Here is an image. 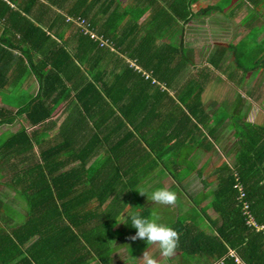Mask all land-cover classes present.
Returning a JSON list of instances; mask_svg holds the SVG:
<instances>
[{
	"label": "crops",
	"instance_id": "obj_1",
	"mask_svg": "<svg viewBox=\"0 0 264 264\" xmlns=\"http://www.w3.org/2000/svg\"><path fill=\"white\" fill-rule=\"evenodd\" d=\"M55 1L36 0L33 5L32 0H19L28 9L22 12V19L7 16L9 27L0 22L1 112L5 109L4 114L8 115L37 93L55 88L44 99L45 105L52 106L60 88L68 91L42 124L18 118L13 122L0 121V174L10 175L6 177L9 184L5 177H0V201L5 207L9 203V207L18 206L22 211L15 214V219L9 218L10 213L2 215L0 211V220L15 227L22 224L27 214L24 207L38 190L31 188L33 179L38 177V182L45 184L42 190L47 198L59 194L57 188H71L72 194L83 193L93 186L103 190L90 194L86 204L94 210L90 222H99L104 227L103 230L99 227L103 239L119 241L127 227L133 236L136 230L123 223H118V231L107 227L113 222L108 219L116 212L119 222L133 210L149 215L151 208L145 206L155 203L137 190L150 192L156 187H176L177 192L175 203L166 205L168 219L162 223L171 227L181 225L178 220L182 212L184 225L204 218L205 228H202L208 230L210 221L206 214L213 220L219 218L210 204L211 198L219 187L218 182L226 176V168H230L219 164L220 154H226L230 147L222 136L229 131L234 141H238L231 114L241 112L244 119L264 126V68L257 67L244 76L235 63L238 59L251 66L257 61L264 64V0H184V3L190 1L189 11L182 13V17L173 14L182 0H167V4H172L170 10L162 9L163 0H157L158 5L152 7L156 16L150 18L145 14L137 23L131 19L130 12L125 13L132 0H115L113 8L118 3L121 10L117 17H111L112 0L107 8V0L94 5L88 0L85 3L88 8H82L88 18L70 14L73 7L80 5V0ZM25 18L36 24L37 29ZM96 32L112 38L114 50ZM92 37L96 40H91ZM172 49L183 60H170L174 64L180 62L174 70L164 72L170 82L162 80L164 76L160 73L154 75V84L153 80L139 84L142 74L135 68L138 61L148 56L145 64L149 70H158L159 59ZM39 73L46 76L43 90ZM232 75L237 76L231 78ZM241 77L243 80L238 82ZM200 83L203 90L198 100L194 90ZM141 101L155 105L154 111L141 109ZM68 107L71 110L63 112ZM186 109L199 111L196 114L199 121L194 117L192 121L184 120L182 113ZM61 120L66 121L65 125ZM21 126L26 127V135L20 143L16 141L10 146ZM26 140H31L30 146L23 144ZM15 145L23 158L18 168L10 164L14 154L7 155ZM232 148L236 150L235 146ZM111 149L116 152L108 158ZM235 157L236 154L232 159ZM94 160L108 172L98 185L85 178L92 171L90 176L98 172ZM179 160L181 164L175 162ZM166 163L174 166V174L164 166ZM132 164L149 167L136 170L134 184L128 183ZM183 165H190V170L183 172L179 168ZM149 170L155 175L148 179L139 177L141 171ZM198 182L201 188L197 187ZM99 195L109 198L106 202L97 201ZM103 246L110 259L106 258L108 264L129 261L122 241L113 244L106 240ZM157 253L164 257L160 249ZM180 256V251L175 250L168 257L169 263L176 264V257ZM96 259L94 255L86 262L102 263ZM235 262L245 264L240 258Z\"/></svg>",
	"mask_w": 264,
	"mask_h": 264
},
{
	"label": "trees",
	"instance_id": "obj_2",
	"mask_svg": "<svg viewBox=\"0 0 264 264\" xmlns=\"http://www.w3.org/2000/svg\"><path fill=\"white\" fill-rule=\"evenodd\" d=\"M87 1L88 0H80V5H78L77 8L73 7L71 9L73 12L70 11V14L81 18H88L87 13L82 9L88 8L85 5ZM98 1L101 0H90V3L94 5L98 4L96 3ZM156 1L157 0H132V4L127 6L125 13L130 12L132 15L131 19L136 21V23L145 14L150 18L154 17L156 14L154 15L155 11L152 7L158 5ZM183 1L184 0L176 7L178 11H172L174 12L173 14L178 17H182V13H188L189 11L190 1L185 3ZM35 2L36 0H32L33 5H35ZM51 2L56 3L55 0H51ZM108 2L109 0L106 2V8ZM110 3L111 6L109 9H112L115 0H112ZM169 6L171 8L172 4H167V0H163L162 9L169 8ZM25 8L26 7L22 3H19V0H0V22L9 27L7 24V16L22 19V12L26 13L28 10ZM112 10L111 17H117L118 11H121L118 10V3ZM148 10L151 11L148 13ZM26 20L29 25L37 29L38 26L36 24L28 19ZM147 21H149V19ZM97 34L107 39V41L111 43L109 47L114 50L112 38L109 39L99 33ZM92 36L94 35L92 34ZM90 39L96 40V37ZM100 43L107 46V43L102 40ZM149 46L147 50L150 49ZM172 51L174 50L172 49L171 52L159 59L161 67L155 71H150L149 67L145 64L149 58L148 56L144 61H138L139 66L135 68L139 71V75L142 74L140 77L142 83L139 84L144 85L152 79L153 81H151V83L154 84L156 82L154 75L158 76L161 73V77H163L164 72L169 73L174 70L176 66L180 65V62L175 64L170 62L171 59L173 61L178 59L179 61L183 60L179 54H176L177 52L175 53ZM235 63L236 66L239 67L238 70H240L244 76L257 67L264 68V64H261L259 61L254 63V66L249 64L246 65L238 59ZM164 67L166 70H164ZM236 76L237 75H232L231 78ZM45 78L46 76L44 74L39 73L38 79L41 90L44 89L43 83ZM241 78L238 82L243 80V78ZM162 80H166L167 83L170 82L168 76H164ZM54 90L55 88L53 91ZM59 90L60 92L55 95L57 97L54 99L55 101L52 106L45 105L44 103V99L49 98L53 92L46 89L41 94L37 93L35 97L31 98L20 109L8 112V115L4 114L5 109L3 112H1L0 109V115L4 114L3 119L1 118L0 121L6 122V120H9L13 122L18 118L20 120L30 121L32 124H42L47 118H50L55 105L62 99V96L68 94V91L64 92L62 88ZM202 90L203 85L201 83L194 90L198 100H200ZM58 95H61V98ZM87 96L88 94H85V98H87ZM155 107V105L150 106L148 102L145 103L141 101V109L143 110L149 109V111L153 112ZM70 110V107L64 108L63 112L68 113ZM198 112L197 110L191 109V111H189L186 109L185 114L183 111L182 117L186 121H192V117L199 121L196 116ZM59 116L60 114L57 119ZM231 117L234 121L233 124H235L238 130V132H235L238 139V141L235 142V162H232L230 166L228 165L230 168H226V176L218 182L219 187L214 192L210 202L213 209L218 213L219 218L213 220L206 214L210 222L207 225L208 230H205L204 218L197 223L189 219L192 223L184 225L182 222H184L185 213L183 214L180 212L178 223L181 225L172 224V228L178 233V245L175 250L180 251L181 254L179 259L175 260L176 264H193V260L201 262V264H207L208 261L212 263L220 260L221 262L217 264H239L235 262V256L239 257L245 264H264V232H256L247 223L250 219H254L257 223L264 224V126H258L244 119L241 112L238 114L233 113ZM61 121L62 124L65 125L66 121ZM25 135L26 127L21 126L20 131L14 134L16 138L14 137L13 142L11 141L12 143L9 145L13 146L16 144V141L20 143L22 140L21 137ZM26 143L30 146L31 140L23 141L24 145H26ZM115 152L114 149H111L107 157L109 158ZM13 154L14 159L10 164L12 167L18 168L21 162H23V158L22 152H20L16 145L12 147L11 153H7V155ZM175 162L181 164L182 161L179 160ZM93 165L96 166L98 172L90 176L92 171L89 175L85 176V178L98 185V182H102L103 179L108 176V172L103 168H99L100 164L98 161L94 160ZM136 168L135 164H132L130 170H135ZM179 168L183 172L189 171L190 165H183ZM115 171L119 173L116 168ZM9 176L10 175L7 173H5V176L0 174V177H5L6 184H9L6 178ZM13 177L14 175L11 174L10 178L13 179ZM134 177H137L136 173H132L128 183L131 181V184H134L136 182ZM33 180L34 184L31 185V188L38 187V190L32 193V199L28 202V206L24 207L27 214L22 224L16 227L12 225L5 226L2 225L3 220H0V264H81V262L82 264H87L86 260L94 255L98 263L102 262L101 264H108L110 259L106 257V250H104L103 246L104 242L108 239L101 238L102 234L99 233L104 227L99 222H96V224L95 222H90L89 216H93L94 210L91 209L92 207L86 206V204H89L87 197L90 194H97L99 191L102 192L103 190H97L95 186H93L90 187V190L82 191L83 193L77 192L76 194H72L71 188H66V190L57 188L55 190L56 193L60 191L59 194L55 193L56 195L47 198L46 191L42 190L45 184H40L38 182V177ZM239 186L243 188L244 192V196H242L241 199H237L240 195ZM106 194L107 192L105 191L104 195ZM108 198L107 196L99 195L97 201L106 202ZM195 203L198 204V200ZM3 204L4 203L0 201V208L3 207ZM210 204H207V206ZM207 206L203 209L204 213H206L205 210ZM115 213L108 219V222L112 219L113 222H109L110 225L107 227H111L118 231L120 227L118 223H114L116 219ZM148 213L150 215L153 212L149 210ZM61 218L62 221L63 218H65L66 222L63 223ZM203 226L204 228H202ZM209 232L215 233L211 234ZM80 233L83 234L82 237H80ZM230 250H233L236 255L231 254ZM157 256L160 255L158 254ZM190 261H193V263Z\"/></svg>",
	"mask_w": 264,
	"mask_h": 264
},
{
	"label": "clouds",
	"instance_id": "obj_3",
	"mask_svg": "<svg viewBox=\"0 0 264 264\" xmlns=\"http://www.w3.org/2000/svg\"><path fill=\"white\" fill-rule=\"evenodd\" d=\"M101 40L102 39H100V41ZM137 191L142 195H146L147 200L155 204L170 205L176 201L175 192L166 187H156L150 192L143 189ZM237 199L239 198L237 197ZM251 220L254 222V224L249 225L256 232H264V224L257 223L254 219ZM115 221L117 223L128 225L136 230L135 234L132 236L133 240L139 238L145 240L147 244H158L161 254L165 257L171 256L178 245V233L176 230L167 224L159 222L155 213L144 215L140 211L133 210L128 212L126 215H123L119 222L117 219H115ZM230 252L231 254H235L233 250ZM136 259V257L131 255L129 261H126V264H136ZM142 259L143 264H158L157 260L154 257L148 255L145 251L142 255ZM235 260L239 261V258L235 256Z\"/></svg>",
	"mask_w": 264,
	"mask_h": 264
},
{
	"label": "rangeland",
	"instance_id": "obj_4",
	"mask_svg": "<svg viewBox=\"0 0 264 264\" xmlns=\"http://www.w3.org/2000/svg\"><path fill=\"white\" fill-rule=\"evenodd\" d=\"M218 16L220 18L224 17V15H218ZM263 83H262V85H263ZM229 111H232V110L229 109ZM228 122H229V120L226 121V124ZM222 137H223V140L226 138L225 144L227 145V147H229V146L230 147L226 150L227 151L226 154H220L221 159H219V164L221 166H228L231 163V165H232V162L233 163L235 162V159H232L233 155L236 154V150L232 148L235 146V141H234V139H233V137L229 131L224 132ZM227 161H229L230 163L228 164ZM164 166H167L173 172V174L175 173L174 166L172 164L166 163ZM155 167H156V165L153 166V168H155ZM137 168H140V169L148 168L149 169V167H147V166H143V167L141 166V167H137ZM137 168L135 170H132V173H135ZM141 173H142V176H139V177H142L145 179H148V178L152 177L153 175H155V173L151 172L150 170L147 171L146 173H143L141 171ZM196 185H197V187L199 186V188H201V184L199 182L196 183ZM211 185H213V183H211ZM170 190L174 191L176 194V197H177L176 187H172ZM7 206L8 207L3 206L2 208H0L2 215H3V213L4 214L10 213L9 218L15 219L17 217V215H15V214H18V212L22 213L20 207H18V206L9 207V203ZM145 207H150L152 212L155 213L156 217L160 220L161 223L163 221H165L166 219H168L167 218L168 207L166 205H160V204L152 205V204H150V205L145 206ZM19 218H20V216H19ZM118 218L119 217H117V219ZM201 220L202 219H200L199 222ZM2 225L8 226L9 223L2 221ZM119 227H120V225H119ZM108 240L112 241L113 244H117V243H120L122 241V243H124V246H125L124 248L127 251L128 258H130L131 255L137 258L136 264H143L142 255H143L144 251L147 252L148 255L154 257L157 260L158 264H160V263L161 264H170L169 262H171L170 260H168V257H170V256H168V257L164 256L162 258L160 255L159 257H156L158 255L157 251L159 249L158 244H156V243L147 244L145 240H142L139 238L133 240L132 236L129 234L128 227H127L126 233L121 234V238L119 239V241H117V238L108 239ZM159 259H161V260H159ZM176 260H177V257H176ZM193 261L195 264H201V262H197L195 260H193ZM193 261H190V262L193 263ZM217 262H219V261H216L213 263L208 261L207 264H217Z\"/></svg>",
	"mask_w": 264,
	"mask_h": 264
},
{
	"label": "built area",
	"instance_id": "obj_5",
	"mask_svg": "<svg viewBox=\"0 0 264 264\" xmlns=\"http://www.w3.org/2000/svg\"><path fill=\"white\" fill-rule=\"evenodd\" d=\"M103 42H105L104 40H102ZM106 43V42H105ZM238 189L240 190V195L238 196V198L241 199L242 196H244V192H243V188L241 186L238 187ZM248 224H254V222L250 219L249 222H247Z\"/></svg>",
	"mask_w": 264,
	"mask_h": 264
}]
</instances>
